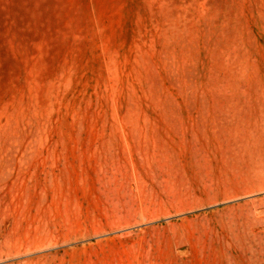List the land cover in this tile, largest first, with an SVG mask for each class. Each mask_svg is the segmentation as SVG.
<instances>
[{
  "label": "rangeland",
  "instance_id": "1",
  "mask_svg": "<svg viewBox=\"0 0 264 264\" xmlns=\"http://www.w3.org/2000/svg\"><path fill=\"white\" fill-rule=\"evenodd\" d=\"M0 264H264V0H0Z\"/></svg>",
  "mask_w": 264,
  "mask_h": 264
}]
</instances>
